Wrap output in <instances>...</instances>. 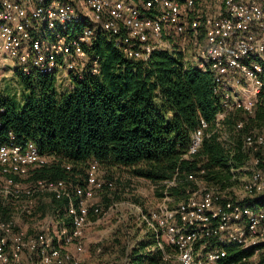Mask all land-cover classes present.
<instances>
[{
    "label": "built area",
    "instance_id": "1",
    "mask_svg": "<svg viewBox=\"0 0 264 264\" xmlns=\"http://www.w3.org/2000/svg\"><path fill=\"white\" fill-rule=\"evenodd\" d=\"M98 36L127 59L146 62L164 51L212 75L221 110L212 124L200 119L184 157L196 154L211 135L232 147L225 117L236 109L253 116L264 100L263 0H0V56L24 74L97 73L89 50ZM239 147L242 163L230 168L227 180L206 181L203 168L190 172L194 188L174 207L161 201L141 214L164 259L169 247L178 264H264V122L248 128ZM51 161L34 142H16L11 134L0 145V205L17 203L19 215L31 218L37 199L49 195L67 200L64 216L70 220L51 238L16 226L1 210L0 264H20L25 251L38 264L83 262V229L90 215L102 213L93 196L113 189L114 179L99 178L96 160L88 162L84 184L32 178L34 169ZM161 185L175 186V176Z\"/></svg>",
    "mask_w": 264,
    "mask_h": 264
},
{
    "label": "trees",
    "instance_id": "2",
    "mask_svg": "<svg viewBox=\"0 0 264 264\" xmlns=\"http://www.w3.org/2000/svg\"><path fill=\"white\" fill-rule=\"evenodd\" d=\"M89 55L98 72L71 77L66 91L56 89L54 74H24L15 68L13 75L26 91L23 102L14 104L0 96V145L11 134L16 142L32 141L52 157L51 163L34 169V179L84 184L88 162L96 160L100 166L129 169L154 184L175 176L169 193L184 198L186 190L194 188L187 179L190 172L203 168L204 180H227L230 168L242 163L238 151L243 134L264 122V100H259L253 116L236 109L224 119L232 147L211 135L196 154L184 157L200 119L212 124L221 110L212 75L164 51L153 52L146 62L127 59L102 36L94 40ZM238 121H243V128H236ZM67 207V200L53 199V213L65 225L70 223L64 216ZM4 209L0 205V212ZM152 246V237L138 241L130 264H178L164 259L162 249L150 251Z\"/></svg>",
    "mask_w": 264,
    "mask_h": 264
},
{
    "label": "rangeland",
    "instance_id": "3",
    "mask_svg": "<svg viewBox=\"0 0 264 264\" xmlns=\"http://www.w3.org/2000/svg\"><path fill=\"white\" fill-rule=\"evenodd\" d=\"M14 69L12 60L0 56V96L9 98L14 104H21L26 91L14 77ZM71 86V78L59 73L55 82L56 89L66 91ZM99 167V178L114 179V187L95 191L92 202L101 206L102 213L98 216L90 215L83 229L86 251L81 255L82 264H130V253L136 243L147 237L154 238L141 219V214L153 211L161 201L174 207L182 198L177 193H169V189L161 184L134 176L129 169L103 165ZM37 202L31 218L19 215L17 203L14 202L5 207L2 216L15 220L16 226L29 233L56 237L59 228L65 225L62 223L64 220H56L52 197L43 195ZM97 248H100V252H97ZM149 250L153 251V246ZM168 250L172 251L169 247ZM23 253V264H38L35 255L26 251ZM166 253L170 255L167 259L175 260L173 251Z\"/></svg>",
    "mask_w": 264,
    "mask_h": 264
},
{
    "label": "crops",
    "instance_id": "4",
    "mask_svg": "<svg viewBox=\"0 0 264 264\" xmlns=\"http://www.w3.org/2000/svg\"><path fill=\"white\" fill-rule=\"evenodd\" d=\"M69 250L73 251V247L70 246ZM23 260H25V254L22 255L20 264H23Z\"/></svg>",
    "mask_w": 264,
    "mask_h": 264
}]
</instances>
